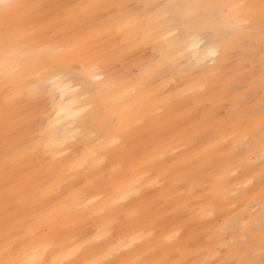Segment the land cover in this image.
Returning a JSON list of instances; mask_svg holds the SVG:
<instances>
[{
	"label": "bare ground",
	"instance_id": "obj_1",
	"mask_svg": "<svg viewBox=\"0 0 264 264\" xmlns=\"http://www.w3.org/2000/svg\"><path fill=\"white\" fill-rule=\"evenodd\" d=\"M241 1L16 0L30 7L10 18V35L27 34L28 39L6 66H0V245L9 230L39 249L41 264L93 260L123 264L145 253L149 261L173 255L168 260L171 264H175L172 260L208 263L202 247L213 246L216 240L209 235L199 241L194 224L204 232L214 229L217 216L213 222L206 207L212 197L220 205L221 218L232 225L226 183L230 166L212 168L206 174L208 188L197 190L195 183H187L177 173L182 175L180 164L161 158L185 136L186 119L178 121L176 129L164 130L152 123L134 130L133 125L151 116L156 104L203 84L208 76L215 81L211 92L223 87L234 96L236 87L244 84L230 73L227 78L213 75L219 66L223 71L233 64L258 70L264 82V32L259 17L234 7L258 4L259 0ZM111 3L141 6V11L144 5L168 3L222 7L208 16L199 10L201 23L182 29L185 37L200 36L192 49L197 66L182 70L179 63L187 51L167 36L163 18L144 14L128 22L76 7ZM245 19L251 23L241 28ZM4 37L5 22L0 17V51ZM79 47L88 48L92 55L82 60L68 51ZM217 58L210 68L202 66ZM5 73L10 77L9 87L5 86ZM172 75L177 82L166 92ZM41 80L48 82L47 89ZM229 106L235 108L233 103ZM84 115H88L85 124ZM232 122L234 129L244 120ZM209 124L210 118L202 120V128ZM164 136L177 138L166 141ZM131 197L138 198L135 202L146 209L138 219L127 215L133 204L125 213L116 203ZM194 201L198 210L188 211L186 205ZM115 214L122 221L112 229ZM170 233L177 238L168 242L165 238ZM224 233L222 228L218 236ZM133 237L139 242L131 251L107 255ZM193 239L194 249H187V242ZM80 245V251H73ZM155 247L162 253L156 255ZM186 256L191 258L186 261Z\"/></svg>",
	"mask_w": 264,
	"mask_h": 264
},
{
	"label": "rangeland",
	"instance_id": "obj_2",
	"mask_svg": "<svg viewBox=\"0 0 264 264\" xmlns=\"http://www.w3.org/2000/svg\"><path fill=\"white\" fill-rule=\"evenodd\" d=\"M248 1L242 0L241 3L246 4ZM250 23L245 19L240 27L243 28ZM166 24L169 29L167 36L176 41L177 46L187 51L186 57L179 63L182 70L197 66L194 65L196 59L194 58L195 52L192 49L200 36L191 34L185 37L183 30L179 35L173 36L171 32L175 29L170 31L168 21H166ZM200 43L202 44V40ZM218 60L219 58L208 60L202 66L208 69ZM228 73L234 75L235 79L244 84L241 87H236L233 92L234 96L226 88L221 89L223 87H219V91L211 92L215 88V81L208 76L203 84L192 89H184L178 95H170L162 105L156 104L154 113L151 116L142 118L136 125H133V129L150 127L152 123L164 130L170 127L176 129L177 122L186 119V125L182 129L185 136L178 138L174 142V146L168 152L162 154V160L180 164L182 175L178 171L177 173L187 183H189V180L190 183H195L197 190H206L209 184L206 174L212 168L224 164L230 166L226 183L229 187L230 203L232 205L230 207L232 211L230 223L232 225L221 218L220 205L212 197L208 198L206 207L208 210L207 215H211L210 218L213 222L215 221L214 217L217 216L214 229L211 228V230L204 232L199 224H194V230H197L200 237L199 241L205 240L209 235H211L210 240H216L213 246L211 243L202 247L203 252L207 255L208 263L206 264H213V261L219 259L221 251L229 259L243 260L251 262V264H264V180H262V176H264V144L261 143V139L264 137V132H261V114L264 111L263 76L258 74V70L250 71L246 68H236L235 64L225 71L219 66L212 74L227 78ZM40 82L41 86L47 89L48 82L46 80ZM176 82V77L172 75L165 91H169L171 85ZM198 93L204 95L197 98L196 94ZM195 99L198 100L195 101ZM232 103L235 105L233 110L229 106ZM208 114H212V116L209 117ZM214 114L216 115L214 116ZM83 117L82 123L85 124L88 115ZM205 118H210V124L207 128H202V120ZM232 120H244V123L239 128L232 129ZM219 130H226L227 133L222 135ZM175 134L180 135L176 132ZM174 138L177 137L171 139ZM168 139L169 136H164V140L171 141V139ZM196 147L200 149L196 150ZM247 168H249V171H247ZM120 169L123 170L122 167ZM134 197L119 198L116 203L125 213L126 208L133 204L131 213H127V215L130 218L138 219L146 209L137 204L135 201L138 198ZM196 198L200 199L201 195L198 193ZM196 201L186 205L188 211L198 210L199 204ZM91 205L92 203H90ZM234 206L236 209H234ZM121 221L122 218L115 214L112 229L120 225ZM234 224H237L236 227H233ZM222 228H225V233L223 236H218ZM195 244L196 240L193 239L187 242L186 248L194 249ZM154 249L156 255L162 253L158 247ZM165 258L166 260L174 259L173 255H167ZM189 259L187 258L186 261ZM172 262L175 263V260H172Z\"/></svg>",
	"mask_w": 264,
	"mask_h": 264
},
{
	"label": "snow or ice",
	"instance_id": "obj_3",
	"mask_svg": "<svg viewBox=\"0 0 264 264\" xmlns=\"http://www.w3.org/2000/svg\"><path fill=\"white\" fill-rule=\"evenodd\" d=\"M28 7L30 5L17 3L16 0H0V17H3L5 22V37L2 51H0V66H6L8 61L21 50L23 42L28 39L27 34L19 36L16 33H12L10 35L9 24L11 17ZM76 7L88 9L92 15L103 14L109 18L128 22L137 19L141 15L152 14L157 18H163L168 21L170 31L171 29H175V31L171 32V35L176 36L179 35L182 29H192L201 23L202 16L199 10H204L205 16L215 15L216 11L222 6L183 3L150 4L142 6L143 11L140 10L141 6L133 7L123 3L87 4ZM234 7L246 8L251 16H258L261 31L264 32V0H259L258 4L236 5ZM68 51L82 60H86L92 55L91 50L86 47H79L78 50L76 48H70ZM4 79L5 86H11L10 77L7 73L4 74ZM96 79L102 80L103 77L97 76ZM53 99H55L54 96ZM261 119V132H264V111H262ZM261 143L264 144V137H262ZM262 180H264V176H262ZM176 238V233H170L165 239L171 242ZM138 242L137 237L123 241L118 248L110 250L107 255H118L121 250L131 251ZM82 248L83 245H80L74 248L73 251H80ZM38 251V248L28 245L25 239L17 235L14 231L6 230L3 243L0 245V264H41L37 259ZM147 255L148 253H145L144 255L125 260L123 264H171L168 260L149 261L146 259ZM86 264H111V262L107 260H93L86 261ZM175 264H184V262L177 261ZM201 264H206V262H201ZM213 264H251V262L229 259L221 251V257L213 261Z\"/></svg>",
	"mask_w": 264,
	"mask_h": 264
}]
</instances>
